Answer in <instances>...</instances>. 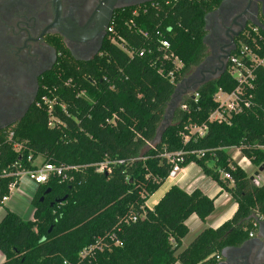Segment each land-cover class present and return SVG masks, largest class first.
<instances>
[{"label": "trees", "instance_id": "trees-1", "mask_svg": "<svg viewBox=\"0 0 264 264\" xmlns=\"http://www.w3.org/2000/svg\"><path fill=\"white\" fill-rule=\"evenodd\" d=\"M218 4L219 0H160L135 16L128 9L115 13L111 23L134 55L106 38L101 55L89 61H61L45 76L36 100L44 94L57 96L68 113L55 105L63 125L49 127L47 111L35 100L20 121L0 129V171L33 168L28 158L38 156L51 164L78 166L67 172L68 179L51 175L36 187L32 219L6 210L0 220V264H63L90 244L96 247L84 264H196L240 244L255 230L252 215L264 218V182L255 184L231 158L228 147H239L257 168L264 164V150L256 147L264 142V67L254 70L251 105L234 114L230 124L208 119L218 106L214 94L236 87L225 69L182 95L170 124L157 138L176 85L206 55L204 16ZM130 17L146 37L125 24ZM163 40L179 67L164 58ZM203 124L204 135L190 133L189 126ZM8 130L13 131L12 141L5 136ZM103 162L109 171L96 170ZM191 162L220 191L229 193L237 208L220 226L204 228L180 249L188 232L186 219L196 214L205 220L214 210V198L199 189L186 192L172 185L151 209L146 201L175 165L180 169ZM13 180L0 177V206Z\"/></svg>", "mask_w": 264, "mask_h": 264}, {"label": "flooded vegetation", "instance_id": "flooded-vegetation-1", "mask_svg": "<svg viewBox=\"0 0 264 264\" xmlns=\"http://www.w3.org/2000/svg\"><path fill=\"white\" fill-rule=\"evenodd\" d=\"M159 0H0V128L15 125L61 61L102 54L107 26L119 11ZM208 15L206 55L186 77L198 87L220 75L242 31L264 18V0H219ZM217 264H264V218ZM224 249V248H223ZM222 253V251H221Z\"/></svg>", "mask_w": 264, "mask_h": 264}, {"label": "built area", "instance_id": "built-area-1", "mask_svg": "<svg viewBox=\"0 0 264 264\" xmlns=\"http://www.w3.org/2000/svg\"><path fill=\"white\" fill-rule=\"evenodd\" d=\"M166 2H168V0H166ZM157 4L158 1L156 3L151 2L148 5L142 6L139 9L134 10L132 12V16H135L140 12H146L148 7H155L157 6ZM261 23L263 27H259L251 24L244 31L240 33L236 45L228 57L227 66H226L229 75L232 78H234V80L236 81V87L230 92H226L222 89H219L214 94V99L218 103V106L215 110H213L209 114L208 119L210 121L230 124L231 117L234 114H238L242 112L244 109L248 108L251 105L249 92L254 86V79H255L254 70L257 67H264V33L261 31V29H264V21L262 20ZM125 24L129 28H134L138 32L142 33L143 36L145 37L148 35L146 31H143L142 28L136 26L133 17H130V19L126 20ZM107 35H108V40L110 41L111 44L116 45L118 48L126 52L129 56L134 55L135 50L128 48L127 41L117 33V30L114 27V24L111 23V21L107 26ZM161 46L165 49L164 58L172 61L176 65V67H179L180 64L177 60V57L169 49L168 42L166 40H163L161 42ZM137 53L139 55H142L143 50L137 51ZM167 76L171 78L172 72H169ZM69 83H70L69 81L65 82V84L67 85ZM79 95H84V92L79 93ZM56 104L59 105L61 112L68 114L65 104L62 102H58L57 96H54L53 98H49L46 94H44L40 96L38 100H36V105L38 107H43L48 113L47 125L49 127L63 125V121L54 113V107ZM189 130L190 133H196L197 135H204L206 131V125L203 124L201 126H196V125L189 126ZM5 136L8 141H12L13 131L8 130L5 133ZM18 147L19 146L17 145V143H14V149L17 150ZM256 147L264 150V142L258 143ZM228 151L233 160L234 158L232 157L231 154L232 151L236 152L237 154H242L240 148L236 146L228 147ZM200 155H203V153H200ZM36 159L31 161V158H28V161H30L31 164L34 166L33 168L13 169L10 167L8 171L7 169H2L0 171V177L11 176L14 179L8 187L9 194L8 196H5L3 198L2 203L9 199V196L13 193L15 188H17L23 182L24 178H27L28 180L33 182L37 187L39 184L46 182L51 175L59 176L61 177V180H66L69 178L67 172L70 170H77L78 168V166L76 165L60 166L56 164H51L49 162H44L43 160L40 162H36ZM173 160L174 159H172V161ZM105 168L107 169V171L110 170L109 167L107 166V163L103 162L97 165L96 170L103 172ZM177 169L179 168L177 165H175L173 170L170 172L169 176L175 174ZM9 170H16V171H9ZM223 177L230 178V175L228 173H224ZM252 181L255 184L262 183L259 182L257 178H254ZM249 233H250L249 235H251L252 231H250ZM116 243H118V240L116 241ZM95 247H96L95 244H90L84 247L78 253L75 260H65L63 261V264H84V260L87 259V257L92 254ZM220 259H221V253L215 251L210 255H208L206 258L197 262L196 264H217L220 261Z\"/></svg>", "mask_w": 264, "mask_h": 264}, {"label": "crops", "instance_id": "crops-1", "mask_svg": "<svg viewBox=\"0 0 264 264\" xmlns=\"http://www.w3.org/2000/svg\"><path fill=\"white\" fill-rule=\"evenodd\" d=\"M235 154L237 155V158L234 160L245 170L248 176L254 174V172L257 170V167L253 166L247 158L242 156V154ZM254 178H257L259 182H263L264 170L260 171ZM168 179H170L169 186L164 190L157 202L172 185H177L186 192L199 189L206 196L214 198V210L209 216L206 217L205 220H201L196 214H191L186 219L185 223L187 225L188 232L181 241L180 249L186 248L204 228H217L220 226L224 221L232 217L237 208V204L232 196L225 191H220L218 184L210 177L205 175L199 166L193 162L187 164L185 167L180 168L175 173V176L166 178L163 184L147 199L146 205L148 208L151 209L157 203L155 202L154 204L150 205L148 204V201L154 194H156L157 191L160 190V188ZM21 184L23 185L22 187ZM21 184L17 188L18 190L16 197L12 195L13 193L9 196V199H12L13 203L10 205H5L3 203L4 206H0V220L4 216L7 209L16 212L25 220H30L33 218V206L31 205V199L36 190V185L32 184V182L28 179H24ZM3 260L4 255L0 251V262ZM173 264L180 263L175 262Z\"/></svg>", "mask_w": 264, "mask_h": 264}, {"label": "water", "instance_id": "water-1", "mask_svg": "<svg viewBox=\"0 0 264 264\" xmlns=\"http://www.w3.org/2000/svg\"><path fill=\"white\" fill-rule=\"evenodd\" d=\"M208 15H209V13H206L205 16H204V22H205V29H206V31H208ZM251 23H252L253 25H256V26H259V27H263L262 23H261L259 20L255 21V22H251ZM207 38H208V34H205V36L203 37V42L205 43V45H206V43H207ZM233 49H234V47L232 48V50H233ZM225 69H226V67L223 68V69H221L219 75H221V74L224 72ZM185 80H186V77L183 78V79H182V80L176 85V87H175V90H174V92H173V94H172V96H171V98H170V100H169V102H168V104H167V107H166V109H165V113H164L163 119H162V121H161V123H160V125H159V127H158V130H157V138L160 137V135L162 134V132L166 129V127H167V126L170 124V122H171L172 115H173V111H174L175 108L178 106V104H179V102H180V100H181V97H182L180 94H183V93L185 92V91H180L181 88H184V87H185ZM183 86H184V87H183ZM196 89H197V87L193 88V89H192L193 92H194ZM0 129H1V128H0ZM262 170H264V164L261 165V166H259V167L257 168V170L254 172V174H252L251 176H249V178H250L251 180H253L254 177H255L256 175H258V173H259L260 171H262ZM229 248H231V247H225V248L222 250V257H223V258H226V252H227V250H228Z\"/></svg>", "mask_w": 264, "mask_h": 264}, {"label": "rangeland", "instance_id": "rangeland-1", "mask_svg": "<svg viewBox=\"0 0 264 264\" xmlns=\"http://www.w3.org/2000/svg\"><path fill=\"white\" fill-rule=\"evenodd\" d=\"M262 20H263V18H262ZM187 77V76H186ZM184 87V86H183ZM193 88H195V87H193ZM193 88H191V87H188V86H185L184 88H181L180 89V91H185L183 94H180L181 96L182 95H184V94H187V93H192L193 92ZM231 152V151H230ZM236 152H234V151H232L231 152V154H232V157L234 158V159H236L237 158V155L235 154ZM43 160V158L42 157H38L37 159H36V162H40V161H42ZM257 169V168H256ZM179 169H177V171H178ZM176 171V172H177ZM24 179H27V178H24ZM32 184H34L33 182H32ZM35 185V184H34ZM23 185L21 184V187H22ZM19 187V186H18ZM17 187V188H18ZM17 188H15V190L13 191V194L12 195H14L15 197H16V193H17ZM5 205H10V204H12L13 203V201H12V199L10 200H6V201H4L3 202ZM4 204L3 205H1V206H4ZM6 210V209H5Z\"/></svg>", "mask_w": 264, "mask_h": 264}, {"label": "bare ground", "instance_id": "bare-ground-1", "mask_svg": "<svg viewBox=\"0 0 264 264\" xmlns=\"http://www.w3.org/2000/svg\"><path fill=\"white\" fill-rule=\"evenodd\" d=\"M175 176V174L169 176V177H173ZM169 182H170V179H168L165 184L160 188L159 191L156 192V194H154L152 196V198L148 201V204H154L155 202H157L158 198L161 196V194L164 192V190L169 186Z\"/></svg>", "mask_w": 264, "mask_h": 264}]
</instances>
